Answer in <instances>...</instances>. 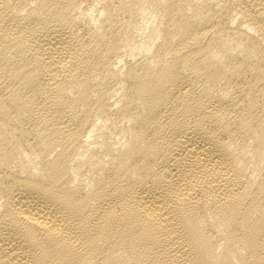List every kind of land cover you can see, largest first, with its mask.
Here are the masks:
<instances>
[{
    "label": "bare ground",
    "instance_id": "1",
    "mask_svg": "<svg viewBox=\"0 0 264 264\" xmlns=\"http://www.w3.org/2000/svg\"><path fill=\"white\" fill-rule=\"evenodd\" d=\"M0 264H264V0H0Z\"/></svg>",
    "mask_w": 264,
    "mask_h": 264
}]
</instances>
